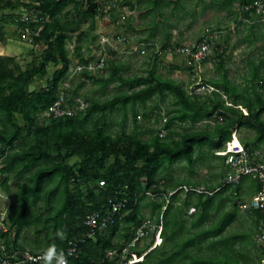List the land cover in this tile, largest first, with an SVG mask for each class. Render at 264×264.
<instances>
[{
	"label": "trees",
	"instance_id": "trees-1",
	"mask_svg": "<svg viewBox=\"0 0 264 264\" xmlns=\"http://www.w3.org/2000/svg\"><path fill=\"white\" fill-rule=\"evenodd\" d=\"M254 1L239 0V4L244 10L245 4ZM156 2L152 7L155 13L151 16L150 28L159 26L164 34L170 27L164 9L170 8L171 3L177 7L180 0ZM117 6L114 2L110 9ZM145 14L148 17V12ZM102 15L105 13L99 0H0L1 38L4 40L6 25H16L19 39L28 33L33 44L44 45L40 56H34L25 67L16 56L0 54V187L11 195L10 178H13L17 197V205L5 211L3 221L7 230H0V240L4 241L5 247L2 255L12 259L16 250L29 251L35 256L55 251L75 264H116L120 257L111 258L109 253L120 252L135 238L137 228L144 220L150 219L155 223L162 221V237L158 242L151 239L148 243H138L134 249L138 260L134 264H228L219 257L220 251L223 253L225 249L218 251L216 245L212 246L214 239L206 251L202 250V242L223 231L233 216L208 228L202 225L209 218L215 199H221L220 190H227L229 186L216 192L222 182L204 185L213 192L212 195L189 193L181 198L175 194L162 216L165 197L160 195L152 199L146 193L169 194L184 184L201 185L200 182L186 184L183 181L187 179H176L170 171L162 174L165 165L170 167L179 160L193 165L198 146L210 145L213 156L219 159L215 153L222 150L227 141L234 140L235 133L243 127L253 129L258 139H264V94L261 92L264 79L249 82L245 91H238L225 76L216 82L224 87L226 97L244 98L243 111L225 106L224 97L218 92H213L210 100H203L202 96L189 93L180 82L162 76L157 70V63L162 60L158 54L150 62L147 59L151 65L148 73L124 77L125 64L114 61L117 52L109 47L110 60L103 73L85 71L70 79L72 60L67 44L78 33L79 39L85 37L88 41V34L83 33L84 26ZM95 38L93 36L90 42ZM172 45L180 44L166 39L163 48ZM82 49L81 46L76 48L80 63L95 60L88 54L85 56ZM213 57L218 65L224 57L218 42ZM191 68L187 66L185 70ZM37 80H45L46 85L31 89ZM114 80L123 87L111 98L99 101L80 93L86 82L107 87ZM65 82L73 86L66 90L69 102L64 106H71L76 97L82 96L90 103L89 108L75 116L54 118L47 113ZM255 82L261 91L253 85ZM250 91L254 92L258 108H254ZM169 96H173L175 108L166 114L168 133L165 137L160 136L161 127L154 128L149 140L141 138L137 132L110 130L114 123L109 124L108 116L115 109L125 112L131 109L134 125L139 129L142 124L135 105H146L157 97L165 100ZM96 114H100V118L94 120ZM152 115L157 123L163 118L159 111ZM212 119H217L213 127L208 123L204 129L182 127V132H177V123L189 121L195 124ZM245 147L251 152L256 151L248 144ZM74 157L76 161L71 162ZM101 181H104L103 185ZM243 182L229 194V200L236 207L243 197ZM117 197L127 198L128 203L121 215H117L115 224L92 234V229L85 223L87 215L106 213L109 200ZM191 207L197 213L188 220L184 215ZM145 209L149 210V217L145 216ZM256 213L260 221L263 215ZM35 223V239L31 242L22 239L21 233ZM39 224L41 226L37 227ZM227 240L235 238L224 237L221 244ZM25 244L30 245V250ZM73 246H76L77 257L69 255ZM233 249L234 244L231 251ZM23 264L62 263L44 257Z\"/></svg>",
	"mask_w": 264,
	"mask_h": 264
},
{
	"label": "rangeland",
	"instance_id": "rangeland-1",
	"mask_svg": "<svg viewBox=\"0 0 264 264\" xmlns=\"http://www.w3.org/2000/svg\"><path fill=\"white\" fill-rule=\"evenodd\" d=\"M152 1L153 0H120L117 3L116 0H99L104 8L105 15L98 17L95 22H90L84 26L83 33L88 34V41L85 37L83 39H79L78 36L80 33H78L74 35L67 44V48L72 60L70 70H72L71 68H75L80 63V59L77 56L76 51L78 46L83 48L82 51L85 53V56L88 54L90 57L95 58L96 60L103 50L102 38L108 36L109 39L110 37L114 38L117 45L120 46V48H117V56L115 57L114 61H122L124 63L129 62L131 64L130 66L126 65L128 68L126 69L125 66V69L122 70L124 77L132 76L134 74L148 73L151 65L145 56H139V46L137 45L138 42L144 40L143 36L140 33L132 32L130 29L132 27L135 28L136 25L141 26V23L144 22V20L146 23L149 22V18L143 16L141 13H139V11H142L143 9L147 11L148 8L151 7ZM114 2L118 4V6L114 9H110L112 3ZM69 9L72 10V7H69ZM168 9L169 8L166 7L164 10L167 18L170 19ZM14 13L19 14L18 11H15ZM110 13H112L111 18L108 16ZM128 21L129 25L127 26ZM4 32V40L0 36V54L16 56L24 67L28 62H31L34 56H40L42 50L44 49L43 44H33L28 33L25 34L23 39H19V31L16 25H6ZM93 36H96V38L93 42H90ZM125 38L130 41L131 45L125 44L127 42V40L125 41ZM196 39L197 38H194V40ZM132 43L134 44L132 45ZM87 47H90V52H88ZM107 49L109 50V48H106V50ZM165 54L167 53L158 55L159 59L161 58L162 61L157 63L159 66L157 70L162 76L173 78V75L177 74V76H181L177 77V81H180V83L182 82L181 84H183L189 93H193L199 86H204L206 87L205 93L203 95H199L202 96L203 100H210V97L213 96V92H218V94L224 97L223 99L225 106L232 107L237 111H243L245 104L244 98L241 96L234 100L233 97H226L224 94V87L221 84L216 83L217 81L221 80V74L223 73V71L220 70L218 66H216L217 60L212 58L208 60L210 61L209 63H207L208 61L201 63L202 66H200L201 64H197L198 66L193 65L190 70L183 69L180 72H175L176 70L172 67V65L176 62L177 55L168 54L166 56ZM108 60H110V56ZM51 70H53V67ZM230 70L231 67L228 68V72H230ZM106 74H108L107 70ZM238 76L240 77L241 75L239 74ZM74 78L77 79L78 77ZM244 82L245 81H241L240 79H235L234 81L236 86L241 85V89H243L245 84ZM86 83L87 84H85L80 90V93L83 96L86 95V97L88 96L89 98L97 99L99 101L113 97L114 94L120 91V89L123 87L121 86V83L116 80L111 82L107 87H102L99 84H95L90 81ZM78 84L79 82L76 83V85ZM45 85V80H37L31 89L44 87ZM71 85L73 86V84ZM253 85H255V87L261 91V88L256 82ZM241 89L238 91H241ZM261 92L264 94V89ZM250 94L253 97L254 108H258L254 92L250 91ZM173 99V96H169L165 100H161L159 97H157L152 101L147 102L146 105L136 104L135 109L139 112V118H141L142 124L139 129L134 125V114L131 109H127L126 112L121 109H115L109 113L108 116L109 124L114 123L112 127L110 126V130H119L120 132L124 131L130 134L137 132L140 134L141 138L149 140L153 136L152 132L154 128L161 127L160 121L157 123L156 118L152 114L158 111L162 116H166L168 112L170 114L173 108H175V106L172 104ZM98 118H100V114H96L94 120ZM262 118L264 120V113ZM220 119L222 120V118ZM216 122L217 119H212L211 121L205 120L195 124L186 121L177 123L178 126L176 128L177 132L181 133L183 130L182 127H185L186 130H199L206 128L208 123L210 127H213ZM234 136V138L241 144H248L250 147L254 148L256 150V154L261 156L262 160L264 161V139H258L256 132L253 129L243 127L237 133H235ZM174 137L176 136L174 135ZM195 158L196 161L193 165H189L184 160H179L170 167H166L165 165L162 170V174H166L168 173L167 171H170L176 179H187V181H183L186 184H189L190 182H200L201 185H216L222 182L224 178L223 175H226L224 157H220L219 159L217 157L215 158L210 145L204 144L203 146L197 147ZM74 161H76L75 157L71 160V162ZM27 174H29V172H27ZM13 181L14 179L10 178V185H12L11 195H9L2 187H0V220L2 218L1 213L3 211L12 208L13 205H17V197L15 194L16 188L13 187ZM231 189L233 188L230 187L227 190H220L222 195L220 194L219 198L221 199H215V204L212 206V209L209 212V218L202 226L208 228L213 226L218 220H223L226 211L229 213L225 218L228 216L231 218L233 216V222H229L226 228L223 231L218 232L217 235L208 236L207 239L202 242L204 246L202 250L206 251L210 241L214 239L212 246L216 245L218 251L225 249L223 253L220 251L219 257H221L223 261L228 262V264H261L264 259V255L261 254L259 261L255 262L257 257H254L255 247L253 245V241L256 239V234L259 232V228L255 224L253 219L254 217L247 216V213L241 211L240 209L234 211L236 206H234V202L232 200H229ZM43 197L45 196L43 195ZM180 197L183 198L182 195ZM245 197L248 199L245 200L243 197L240 199L250 201L252 195L250 196L248 193L245 194ZM39 204H41V202H39ZM144 212L145 216L149 217V210L145 209ZM196 213V211H191L189 212L190 215L186 214L184 215V218L191 220L193 215ZM40 226L41 224H39L37 227ZM35 228L36 223L31 228H26L21 233V238L27 240L28 242L33 241V239L36 237ZM240 231L241 239H239V242H237L235 239L224 241L223 244H221L220 240L222 238H230ZM149 241L150 238L144 240L146 243ZM235 242L236 244L234 245V249L231 251V247ZM25 247L26 249L30 250V245L25 244Z\"/></svg>",
	"mask_w": 264,
	"mask_h": 264
},
{
	"label": "built area",
	"instance_id": "built-area-1",
	"mask_svg": "<svg viewBox=\"0 0 264 264\" xmlns=\"http://www.w3.org/2000/svg\"><path fill=\"white\" fill-rule=\"evenodd\" d=\"M246 12L251 14H256L261 17L264 21V0H256L252 3L245 4L243 8ZM111 18V14H108ZM111 40V41H110ZM217 40L216 36L211 33L203 37L198 43L188 46V45H172L170 47L161 48L150 43H145L141 47H138V52L141 56H148L150 58H155L163 53L175 54L177 56L183 57L186 61L187 66H193L206 62L213 57L214 48L216 46ZM109 45V46H107ZM117 43L114 38L110 39L108 36L102 38V52L99 57L90 61L88 64L79 63L75 68H71L70 79L74 75L81 74V72H91V73H103L107 67V62L109 58V51L106 48H115ZM166 55V54H165ZM87 80V78H86ZM71 87L69 82H65L62 88L58 91L57 100L50 106L47 115H52L54 118L75 116L79 112H84L89 108V102L82 96L76 97L72 102L71 106H64L65 103L69 102V94L67 89ZM206 91V87L201 86L196 88L193 92L194 95H203ZM168 122V117L163 116L160 121V126L162 131L160 132L161 137H165L168 130L165 129V125ZM217 156L224 157V164L226 166V175L222 180V185L217 188L216 192L224 187H236L243 179L251 178L259 183V190L256 195L251 198L250 201H240L238 203V208L243 212H260L263 217L259 223V232L256 239V246L264 254V161L261 156H258L256 152L249 151L245 145L241 144L238 140L234 139L227 141L225 148L217 151L215 153ZM101 185L104 181L100 182ZM184 193L185 195L189 193L198 194H209L212 195L213 192L207 190L204 185L199 186H189L182 185L171 191L169 194H156L152 192H147L146 196L155 199L162 195L165 197V203L161 208V216L167 211L169 204L171 203V198L177 193ZM128 203L127 198L110 199L109 200V210L106 213L94 212L87 215L85 223L92 229V234L96 230H106L111 225L115 224L117 220V215H121L122 210L126 207ZM195 211L194 207H191L189 212ZM2 218L0 220V230H7L4 224V217L6 212H2ZM163 232V223H155L150 221V219L144 220V222L137 228L135 238L128 243L120 252L114 251L109 253L112 258L114 256L120 257V260L116 264H134L137 260V253L134 250L138 243L142 244L147 238L154 239L155 242L161 238ZM4 244L0 241V255L4 253ZM69 255L77 257L76 246H73L69 250ZM12 259L4 258V255L0 256V264H23L27 260L40 261L44 257H51L58 259L62 264H75L71 259L64 258L55 253H48L45 256L33 255L29 251L16 250L11 255ZM264 264V261L262 262Z\"/></svg>",
	"mask_w": 264,
	"mask_h": 264
},
{
	"label": "crops",
	"instance_id": "crops-1",
	"mask_svg": "<svg viewBox=\"0 0 264 264\" xmlns=\"http://www.w3.org/2000/svg\"><path fill=\"white\" fill-rule=\"evenodd\" d=\"M156 1L157 0H153L151 2V7L148 8L147 11L145 9L139 11L143 16H146L145 13L148 12L147 16L149 22L146 23L144 20V22L141 23V26L136 25L135 28L132 27L130 29L132 32L140 33L143 36L144 40L138 42V46L141 47L145 43H150L163 48L166 39H170L171 42H176L180 45L191 46L201 41L205 35L213 33L214 35L216 34L220 52L224 54L222 62H219V65L216 63V66H220V70L223 71L221 79L225 76L226 81L231 82L237 90H240L242 87L241 85H235V79L245 81L241 91L246 90L249 82L264 79V21L260 16L242 10L239 0H180L177 7H175V3H171L170 8L168 9L170 27L169 31L164 32V34L159 26L150 28L151 16L155 13L152 7L156 6ZM176 1L178 0H172V2ZM173 8H177V10H172ZM194 38L197 39L194 40ZM126 40L127 38H125V41ZM125 44L131 45L129 40H127ZM133 44L134 43H132V45ZM118 47L120 48V46L116 45L114 50L118 51ZM167 55L168 54H166V56ZM139 56L141 55L139 54ZM145 57L150 62L151 58L148 56ZM118 62L123 63V65L125 64V66L131 65L129 62ZM209 62L210 61L207 63ZM200 66H202V64ZM221 66L223 67L221 68ZM172 67L176 70L175 72H180L185 69L187 67L185 59L177 56L176 62ZM229 67H231L230 72H228ZM127 68L128 67L126 66V69ZM239 74L241 75L240 77L238 76ZM177 77L181 76L174 74L172 79L177 81ZM241 187L243 190V198L245 200L248 199L245 197V194L249 193L250 196L252 195V197H254L259 190L258 182L250 178L245 179ZM233 189H235V187ZM177 194L182 195L183 198L186 196L182 192ZM244 199H239L238 203L240 201H245ZM237 207L234 208V211L239 209ZM228 213L229 212L226 211L224 218ZM246 213L247 216L254 217L255 224L259 228L260 221L258 213ZM188 215H190L189 212ZM221 221V219L220 221L218 220V223L220 224ZM231 222H233V217L230 223ZM240 233L241 231L234 235L237 242L241 239ZM257 235L258 233L256 234V239ZM256 239L253 241L255 247L254 257H257L255 262L259 261L261 254H263V252L256 246ZM235 244L236 242L234 245Z\"/></svg>",
	"mask_w": 264,
	"mask_h": 264
},
{
	"label": "clouds",
	"instance_id": "clouds-1",
	"mask_svg": "<svg viewBox=\"0 0 264 264\" xmlns=\"http://www.w3.org/2000/svg\"><path fill=\"white\" fill-rule=\"evenodd\" d=\"M6 210H8V209H6ZM5 212V211H4ZM1 241V240H0ZM3 244H4V241H1ZM49 253H55L56 254V252L55 251H50Z\"/></svg>",
	"mask_w": 264,
	"mask_h": 264
}]
</instances>
